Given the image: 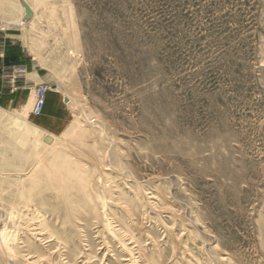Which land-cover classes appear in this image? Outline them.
I'll return each instance as SVG.
<instances>
[{"label":"rangeland","instance_id":"374dc122","mask_svg":"<svg viewBox=\"0 0 264 264\" xmlns=\"http://www.w3.org/2000/svg\"><path fill=\"white\" fill-rule=\"evenodd\" d=\"M6 54L60 102L0 105V264H264V0H0Z\"/></svg>","mask_w":264,"mask_h":264},{"label":"crops","instance_id":"0c3cea01","mask_svg":"<svg viewBox=\"0 0 264 264\" xmlns=\"http://www.w3.org/2000/svg\"><path fill=\"white\" fill-rule=\"evenodd\" d=\"M16 66H23L22 62L16 56H8L7 54L0 58V105L5 109L9 110L13 107H17L19 101L24 106H31L32 97H31V88L39 83L36 75L33 74L32 70L30 71L29 67L24 64L26 68V73L21 76L25 82V88L23 89H11V86L14 84L12 82L13 70ZM52 85V84H50ZM59 95L55 92V89H48L45 97V103L42 110V114L33 116L32 119L40 118L43 116V112L48 106L54 107V110L59 104ZM47 119V118H46ZM49 119V118H48ZM51 120L56 119V115L50 117ZM40 121V120H39ZM42 121V120H41ZM43 122V121H42ZM41 122V123H42ZM48 125H52L49 123Z\"/></svg>","mask_w":264,"mask_h":264},{"label":"built area","instance_id":"2783aa9c","mask_svg":"<svg viewBox=\"0 0 264 264\" xmlns=\"http://www.w3.org/2000/svg\"><path fill=\"white\" fill-rule=\"evenodd\" d=\"M25 73V68L17 67L13 70L12 74V83L16 84L19 82V77ZM21 85V84H18ZM49 89V86L46 84H39L34 88V101L32 105L33 114H40L43 110L46 93Z\"/></svg>","mask_w":264,"mask_h":264},{"label":"water","instance_id":"95a60500","mask_svg":"<svg viewBox=\"0 0 264 264\" xmlns=\"http://www.w3.org/2000/svg\"><path fill=\"white\" fill-rule=\"evenodd\" d=\"M53 88H55V86H52Z\"/></svg>","mask_w":264,"mask_h":264}]
</instances>
